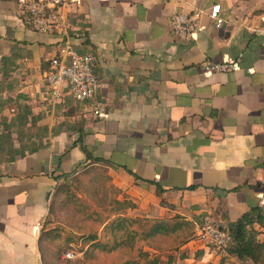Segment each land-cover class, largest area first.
<instances>
[{
	"label": "crops",
	"instance_id": "1",
	"mask_svg": "<svg viewBox=\"0 0 264 264\" xmlns=\"http://www.w3.org/2000/svg\"><path fill=\"white\" fill-rule=\"evenodd\" d=\"M67 1L68 40L97 57L106 116L94 101L53 102L43 72L63 37L31 27L19 0H0V264H49L39 236L50 202L94 166L133 217L180 214L196 226L208 212L234 221L263 208L264 0ZM180 12L200 15L194 39L172 33ZM225 60L236 68H203Z\"/></svg>",
	"mask_w": 264,
	"mask_h": 264
},
{
	"label": "rangeland",
	"instance_id": "2",
	"mask_svg": "<svg viewBox=\"0 0 264 264\" xmlns=\"http://www.w3.org/2000/svg\"><path fill=\"white\" fill-rule=\"evenodd\" d=\"M64 183L61 181L60 191L54 194L44 221V229L50 230L45 237L44 249L49 256H55L48 259L54 264H58V260L59 264H124L128 260H131L128 264H254L251 260L240 261L231 256L218 258L212 248L181 245L183 230L147 239L141 234L145 227L134 221L121 232H105L100 225L104 218L111 217L115 212L128 217L133 214L128 206L119 205L117 192L100 166L91 167L74 180H68L67 185ZM141 219L152 220L146 217ZM195 227L194 224L193 234ZM256 227L259 230L258 239L263 241L264 230ZM94 233L103 242V247L93 249L89 246L86 237ZM129 234L131 238L127 236ZM117 244L122 247L112 251ZM66 252H72L73 256L65 257ZM142 252H147L148 257L142 256Z\"/></svg>",
	"mask_w": 264,
	"mask_h": 264
},
{
	"label": "built area",
	"instance_id": "3",
	"mask_svg": "<svg viewBox=\"0 0 264 264\" xmlns=\"http://www.w3.org/2000/svg\"><path fill=\"white\" fill-rule=\"evenodd\" d=\"M23 13L28 16V22L38 32H56L63 37L57 53L48 60V66L43 72V79L49 89L53 102L66 96L80 103L94 101L92 112L97 118H103L105 102L95 100L100 88L96 74L97 57L90 52H81L68 40L66 9L67 0H19ZM209 17L216 24L222 23L219 4L211 6ZM174 35L186 39H194L202 31L200 15L197 13H175L169 20ZM203 68L207 73L228 72L236 68L232 60L222 62H205ZM56 184V181H54ZM225 219L208 212L202 216L196 225L191 239L186 244L189 247L212 248L219 257L228 255L227 248L231 242ZM65 257H72V252H66Z\"/></svg>",
	"mask_w": 264,
	"mask_h": 264
},
{
	"label": "trees",
	"instance_id": "4",
	"mask_svg": "<svg viewBox=\"0 0 264 264\" xmlns=\"http://www.w3.org/2000/svg\"><path fill=\"white\" fill-rule=\"evenodd\" d=\"M85 152L87 150L83 148ZM96 161H100V159L95 158ZM135 179L139 178L134 172L128 171ZM68 180L65 181L63 185H67ZM62 186H59L56 190L55 194L61 189ZM195 185L187 186V189H194ZM231 190H236L233 188ZM164 189L157 186V194L161 195ZM123 205L132 207L131 202H123ZM160 205L167 206L169 208H173V204L167 203L163 198L160 200ZM220 213V211H217ZM226 221L227 229L231 235V242L227 248L228 255L231 257H235L240 261L251 260L254 264H264V240L261 241L258 239L259 230L257 227L263 228L264 230V207H260L258 205L251 206L250 209L241 214L236 220L230 221L225 217V215L221 212L220 213ZM112 216H114L112 218ZM111 217L104 218L100 225H102V229L106 232L116 233L117 231L122 229H127L132 222H137L139 226L145 227L144 232H141L144 238H152L156 235H170L175 232H181L182 230L185 232H181L182 238L180 240L181 245H186L188 241L191 239L193 234V226L194 223L192 220H188L180 218L182 216H172L171 218H149L152 220H143L142 217H128L122 213H114ZM179 217V218H178ZM50 230H42L39 236V247L44 256V259L49 264H54L53 262L49 261L50 257L48 252L44 249V241L45 237L49 235ZM124 231V230H123ZM134 230H132L133 233ZM129 238L132 235H127ZM85 238V237H84ZM86 240L89 241V246L93 249H97L100 246H104L103 242L97 238V234H89L86 237ZM122 247V246H120ZM117 245L114 246L112 251L117 250L120 248ZM141 252L137 253L136 257L139 256ZM48 254V255H46ZM142 256L148 257L147 252H142ZM58 258V257H56ZM223 259V258H221ZM131 260L124 262V264L130 263ZM221 261V260H220ZM222 262V261H221ZM60 261L58 260V264ZM132 263V262H131ZM66 264V263H65Z\"/></svg>",
	"mask_w": 264,
	"mask_h": 264
}]
</instances>
